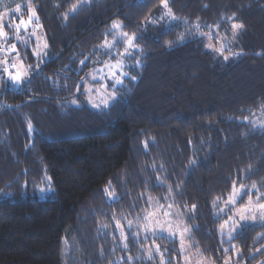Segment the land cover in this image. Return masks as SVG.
Returning a JSON list of instances; mask_svg holds the SVG:
<instances>
[{"label": "trees", "instance_id": "obj_1", "mask_svg": "<svg viewBox=\"0 0 264 264\" xmlns=\"http://www.w3.org/2000/svg\"><path fill=\"white\" fill-rule=\"evenodd\" d=\"M21 4L0 38V264H65V240L74 264H160L144 253L153 243L164 264H183L176 238L139 230L171 207L184 210L192 248L214 264L234 248L239 264L264 263V222L231 240L221 232L235 187H244L235 208L264 202V0H168L176 19L154 24L161 0H0V17ZM33 10L38 33L8 25ZM232 22L244 25L232 43L241 54L225 49V61L206 45L231 41ZM124 34L136 37L131 56ZM38 35L47 43L39 60ZM119 58L128 74L116 99L93 108L84 80ZM16 59L28 76L19 86ZM45 174L55 191L42 197L32 191Z\"/></svg>", "mask_w": 264, "mask_h": 264}, {"label": "rangeland", "instance_id": "obj_2", "mask_svg": "<svg viewBox=\"0 0 264 264\" xmlns=\"http://www.w3.org/2000/svg\"><path fill=\"white\" fill-rule=\"evenodd\" d=\"M24 7H26L25 4L19 5L18 12L16 11L17 7L4 9L3 13L1 14L3 24L8 23L7 20L11 16L16 18L17 17L16 13L21 14L24 11ZM29 16L30 15L26 17L23 16L20 18V20L13 21L9 23L8 25L13 29L14 32H17L18 30H23L26 32L38 33V28L35 27V24L33 22L34 19L31 21V23L28 24L27 27L21 26L19 29H16L15 25L20 24L21 19H23L27 23ZM36 41H37V48H36L35 56H36V59L39 60V59H42V56H44L47 50V43H46V40L41 35H38V38H36ZM36 54H39V56H37ZM118 61H122L123 64L126 65V62L120 58L117 60L108 59L102 62H98L92 68L88 77L84 80L87 101L93 108H96V109L104 108L114 101L113 99H111L112 92H113L111 81H108L106 76H105L104 81L100 80L99 77L102 75V73L98 70L104 69L105 72H108L109 69L106 67V65H113V64H116ZM6 62L7 61L6 60L3 61V58L0 56V66H2L4 69H7ZM13 62L15 66L11 68L12 76L19 74L21 75L23 82L26 81L28 79L27 78L28 76L26 73L27 70L25 68L24 62L21 59H16ZM122 71L126 74L122 77V80L124 81L125 76H127L128 74L126 66L122 69ZM93 76H95L96 78L94 79ZM104 83L108 84L107 89H103ZM14 86H19V85H17L14 82ZM89 89L91 91H89ZM97 89H103V90H101L100 92H97L96 91ZM115 97H117L116 90H115ZM105 100L108 101L107 106H104ZM93 105H101V107L97 108V107H94ZM47 177H51V176H48V174H45L44 182L42 183V185L36 188V191H32L33 193H38L42 197L53 195L55 191V186H54L52 178L50 181H47L46 179ZM243 189L244 187H235L233 191L229 194L228 198L224 200V202H222L224 204V208L222 209L223 211H228L229 209L234 207L233 214L227 220L228 223L227 224L224 223L223 227L221 228L222 234H224L227 239H228V236L226 235V233L234 226L236 227V231H237L240 227H242L245 224L264 222V218L261 217V213L264 212V210H261L257 207L258 204H264V202L251 201L244 206L235 208L236 203L238 202V200L240 199V197L242 196L244 192ZM232 201H235V203H232ZM242 213L245 216L255 215L256 219L254 220L248 219L246 221H239V216ZM185 215L186 214L184 210H182L179 207H171L168 209L156 210L155 212L152 213V215L148 216V220L145 224L140 225L139 227V230H141L140 234L143 237H149L151 235H166L171 238H176L180 243V247H181V242H183L184 248L183 249L181 248V251L184 254L183 264H214V262L206 259L200 253L196 252L192 248L191 242H190L191 228L187 225L185 221V218H186ZM132 225L133 224H131V226ZM185 229H188V231H185ZM157 248L159 249L158 251H157ZM234 249H235L234 257L228 258V260L224 262L223 264H237L238 263L236 261H237L238 255H240V251L236 250V248ZM143 250L147 256H153L154 253H157L160 257V264L165 263V258L162 255L160 248L156 243H153L152 246L150 245L144 246ZM63 257H64L65 264H74V262H77L78 260V252L75 251L74 248L70 244H67L66 240H65V249L63 252Z\"/></svg>", "mask_w": 264, "mask_h": 264}, {"label": "snow or ice", "instance_id": "obj_3", "mask_svg": "<svg viewBox=\"0 0 264 264\" xmlns=\"http://www.w3.org/2000/svg\"><path fill=\"white\" fill-rule=\"evenodd\" d=\"M161 6H162L163 11L157 17L153 18V20L148 21L149 24H154L156 22V20L163 21V20H166V19H170V20H175L176 19V17L171 13V11H170V9L168 7V0H161ZM77 7H78V5H73L72 6V11L75 12L77 10ZM16 11L17 12L19 11V6H17ZM66 16H67V13H65V17ZM34 18H37V14L33 10V11H31V14H30V16L28 18L27 23L23 19H21L20 24L15 25L16 29H19L21 26L27 27L28 24L31 23V21ZM228 19L230 21H234L235 20V16L229 17ZM121 27H122V25L116 24V23H114L113 26H112L113 30H119ZM192 27H193V30L195 31L197 36H203L204 35V33L200 31L201 25L199 23L193 25ZM216 27L218 28V26H216ZM209 28L211 30L212 26H209ZM243 29H244V25L242 23L232 22L231 23V33H232V40L231 41H226L224 44H222V46L219 49L212 48V46L210 44L206 45V47L212 49V51L215 52L217 55L222 56L225 61H227L229 59V55H231V56H239L241 53H236V52L232 51V43L235 42L237 36L239 35V33ZM189 35H191V33H189ZM6 37H7V33L3 31V21H2V17H0V38H6ZM124 39L127 41L125 53L127 55L131 56L133 54V52L136 50L135 46L133 44V41L136 39V37L133 36L131 38H128L127 34H124ZM182 41H183V37H181V41L180 42H182ZM14 47L15 46L13 45V48ZM45 47H46V45H45ZM102 47H111V46L108 44V42L106 40L104 42V45H102ZM225 49H228L229 55H224ZM36 55L39 56V54H36ZM80 63L83 64L84 61H81ZM137 63H139V62H137ZM125 66L126 65H124L122 61H118L116 64L106 65V67L109 69L108 72H105L104 69H99L98 70V71H100L102 73V75L99 77L100 80L104 81L105 80V76H106L107 80L111 81L112 89H113L111 99H113V100L116 99V97H115L116 86L122 84V82H123L122 77L124 75H126L122 71V69ZM93 78L95 79L96 77L93 76ZM11 79L17 85H20V84L23 83V79H22L21 75H19V74L15 75V76H12ZM107 87H108V84L104 83L103 89H107ZM103 89H97L96 91L100 92ZM89 91H91V90L89 89ZM73 103H75V101H73ZM107 105H108V101L105 100L104 101V106H107ZM93 106L97 107V108L101 107V105H93ZM245 119H247V118H245ZM261 126H264V122H262ZM46 179H47V181H50L51 177H47ZM26 184H27V182H26ZM255 187L256 186L253 184L252 188H255ZM230 200H231V198H230ZM232 203H235V201H232ZM257 207L259 209H261V210H264V204H258ZM193 208H195V205H193ZM261 217L264 218V212L261 213ZM248 219H253L254 220V219H256V216L255 215L245 216L243 213L240 214V216H239V221H246ZM227 223H228V221H225V224H227ZM117 227L119 228V224H117ZM129 227H131V222H129ZM185 231H188V229H185ZM235 231H236V227L234 226L226 233V235L228 236L229 240L234 238L233 237V233ZM120 234H121V237L123 238L124 237V233H123L122 229L120 231ZM181 248L182 249L184 248L183 242H181ZM158 250L159 249L157 248V251ZM225 251H227V249H225Z\"/></svg>", "mask_w": 264, "mask_h": 264}, {"label": "built area", "instance_id": "obj_4", "mask_svg": "<svg viewBox=\"0 0 264 264\" xmlns=\"http://www.w3.org/2000/svg\"><path fill=\"white\" fill-rule=\"evenodd\" d=\"M11 68H13L14 67V65L13 64H11V66H10Z\"/></svg>", "mask_w": 264, "mask_h": 264}]
</instances>
